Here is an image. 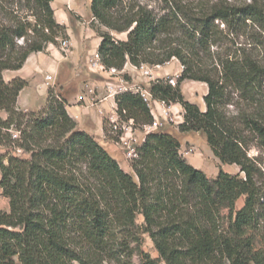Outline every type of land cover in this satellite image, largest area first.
<instances>
[{
    "label": "trees",
    "instance_id": "16d2710c",
    "mask_svg": "<svg viewBox=\"0 0 264 264\" xmlns=\"http://www.w3.org/2000/svg\"><path fill=\"white\" fill-rule=\"evenodd\" d=\"M160 1L156 13L129 0H91L93 19L107 29L99 33L100 62L120 69L176 58L183 69L175 85L156 79L151 96L178 103L179 129L203 132L220 162L237 165L243 177L220 169L209 180L164 132L146 134L137 147L134 177L77 128L60 96L49 91L38 112L20 109L27 81H5L3 72L56 45L66 28L55 19L53 0H0V147L10 150L0 153L1 194L9 202L0 212V264H104L130 257L124 248L140 232L159 254L140 252L141 264H264L248 234L264 225L257 160L248 156L252 141L264 151V64L223 52L224 41L248 27L264 32V0ZM110 31L126 32V39ZM184 80L207 85L204 111L183 97ZM237 102L245 107L229 114L225 106ZM115 103L135 125L154 120L139 93H119ZM240 196L243 206L235 210Z\"/></svg>",
    "mask_w": 264,
    "mask_h": 264
},
{
    "label": "rangeland",
    "instance_id": "374dc122",
    "mask_svg": "<svg viewBox=\"0 0 264 264\" xmlns=\"http://www.w3.org/2000/svg\"><path fill=\"white\" fill-rule=\"evenodd\" d=\"M130 1L134 4L146 6L156 13H161L162 11V2L160 0ZM236 1L239 2L241 0ZM90 4L91 0H53L52 7L55 19L58 23L65 25L66 28L65 34L58 38L56 45L50 44L62 56L59 57L58 72L53 74L52 78H48V74L45 71H41L37 75L38 77L35 76L37 77V82H40L39 84L37 83L38 85L29 86L28 80L25 79L27 86L23 88L24 90L22 89L20 102H18L17 97V106L23 110L38 112L45 105L48 92L50 91L56 96L63 98L66 101V107L68 105L79 106L82 111L87 108L90 111L84 114L86 118L79 120L73 118L77 128L90 134L119 162L124 171L133 175L131 162L135 158L129 157L127 151L129 148L137 149L141 145L142 138L146 136L144 135L143 125H132V135H125L126 139L120 141L118 136L124 130H121L118 134L113 133L111 131V112L100 113L97 109V104L111 95L114 96L115 100L117 94L124 92L119 91L117 86L121 83V78L126 82L128 91L133 93L149 92L151 83L156 79L168 80L169 78H174L176 81L183 67L176 58H171L163 65L154 66L149 64L135 66L126 62L119 69L117 79L108 75L104 70L96 68L94 65L95 53H97L96 41L100 38L99 33L107 31V29L93 19ZM110 33L116 39H126V32L116 33L110 31ZM61 40H66V46H61ZM224 47H226L223 51L224 53H246L264 64V32L258 31L255 27H248L244 34L225 40ZM212 51H215V47L212 48ZM44 52H46V49ZM107 82L115 83L116 86L114 88L118 92L115 93L113 89H110ZM180 90L187 101L197 105L201 111L205 110L203 96L207 93L206 84L194 80H184L180 85ZM30 96L32 102L25 104L26 107L22 106L25 99ZM149 103L150 112L158 120V126L152 132H164L174 136L180 143L179 153L186 162L202 170L211 181L216 178L220 169L232 175L239 174L240 177H243V173L239 171L237 165L220 162L218 156L211 151L203 132H184L179 129L178 125L183 121L184 112L178 103H165L153 97ZM241 107L244 108L245 106L243 103L237 102L236 104L226 105L225 109L229 114H234ZM96 115L98 120L96 119L97 117L95 118ZM2 116L5 117V114L2 113ZM118 121H126V119L119 116ZM5 151L10 150L0 147V153ZM15 153L17 154L19 151L17 150ZM248 156L257 160L256 164L259 172L256 175V182L261 187V195L264 197V151L257 146L256 142L252 141L249 144ZM1 192L0 188V212H5L9 210V202L6 197L2 196ZM244 198L245 196H240L236 200L235 210H239L243 206ZM226 213V209L222 210L223 215ZM141 222L142 217L138 216L137 224L140 225ZM248 234L252 235L254 239L253 251L264 257V225L249 229ZM136 237L138 238L137 242H127V246L124 248L125 254L131 253L130 257L119 256V259H113L104 264H141L140 252L146 253L154 259L158 258L159 254L148 234L140 232ZM117 251L123 254L121 248L117 249ZM116 255L118 256V253ZM73 264L77 263L74 262ZM249 264L255 263L250 262Z\"/></svg>",
    "mask_w": 264,
    "mask_h": 264
},
{
    "label": "crops",
    "instance_id": "0c3cea01",
    "mask_svg": "<svg viewBox=\"0 0 264 264\" xmlns=\"http://www.w3.org/2000/svg\"><path fill=\"white\" fill-rule=\"evenodd\" d=\"M96 42H97V47H98L100 38H98ZM59 57H62L59 51L56 48H54L53 45H49L46 49V52H36V53L30 54L27 57L21 69L15 70V71H12V70L4 71L3 78L5 81H10L12 78L20 77L22 79L28 80L29 86L34 85V84L36 85L37 83L39 84L40 82H37V77H38L37 75H39L41 71L42 72L45 71L48 74V76H51V78L53 74L58 72V64L60 62ZM23 90L20 92L18 96V102H20V96ZM31 102H32V99L30 96L29 98L25 99L23 103L24 105L22 104V106L26 107L25 104H28ZM115 106L116 105H115L114 96L111 95V96H108L106 99H102L99 102V104H97V109L100 113L111 112L112 114V112L115 111ZM66 109L69 115L75 120L86 118L84 114L90 111V110H87V108L83 109L82 111V109L79 106H70V105H68ZM90 118H91V115H90ZM95 118L98 120L97 115L95 116Z\"/></svg>",
    "mask_w": 264,
    "mask_h": 264
},
{
    "label": "built area",
    "instance_id": "2783aa9c",
    "mask_svg": "<svg viewBox=\"0 0 264 264\" xmlns=\"http://www.w3.org/2000/svg\"><path fill=\"white\" fill-rule=\"evenodd\" d=\"M61 46L64 47L66 46L67 42L66 40H61ZM95 61H94V65L96 66V68H100L101 70H104L108 75L110 76H114L116 79L118 78V74H119V69L117 68H114V67H110V68H106L101 62H100V57L98 55V53H95ZM48 78H51V76H48ZM120 84L117 85L118 88H119V91H128V87L126 86V82L124 81V79H120ZM168 83L171 84V85H175L176 81L174 78H169L168 79ZM108 86L110 87V89H113L115 91V88L114 86H116L115 83L113 82H107ZM118 91H115V93H117ZM141 97L147 102L149 108H150V103L149 101L152 99V96L150 95L149 92L147 91H142V92H139ZM156 103V102H155ZM157 104V103H156ZM116 105V104H115ZM115 109H116V106H115ZM151 111V109H150ZM154 120L149 123V124H144L143 125V129H144V135L152 132L155 128H157L158 126V120H157V117L155 115H153V113H151ZM118 114L116 111H113L112 114H110V120H111V131L113 133H116L118 134V132H120L121 130H124L123 133H121L120 136H118V138L120 139V141H124L126 139L125 135H132V125H134V121L132 118H129V119H126V121H121L119 122L118 121ZM144 138L145 136L142 138V142L144 141ZM136 140V139H135ZM20 152V150H18ZM127 155L129 157H133V158H136L137 157V149L136 148H129L128 151H127Z\"/></svg>",
    "mask_w": 264,
    "mask_h": 264
}]
</instances>
